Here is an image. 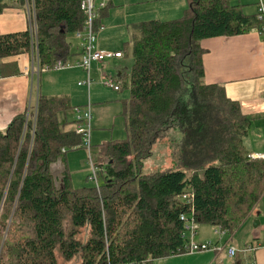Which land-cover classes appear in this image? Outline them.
<instances>
[{
    "label": "trees",
    "instance_id": "16d2710c",
    "mask_svg": "<svg viewBox=\"0 0 264 264\" xmlns=\"http://www.w3.org/2000/svg\"><path fill=\"white\" fill-rule=\"evenodd\" d=\"M81 2L34 0L41 69L71 56L68 35L86 22ZM7 5L0 0V12ZM112 5L99 10L97 28ZM261 25L241 0H187L176 19L134 24L124 48L133 65L118 78L130 90L128 136L99 146V187H74L67 166L57 185L52 164L87 145L67 117L77 107L71 99L39 92L31 111L0 130V264L75 256L81 264H153L185 250L182 214L234 234L264 195V159L246 145L252 117L222 84L205 81L202 41ZM31 51L30 29L0 35V60ZM158 143L169 148L171 166L146 171Z\"/></svg>",
    "mask_w": 264,
    "mask_h": 264
},
{
    "label": "crops",
    "instance_id": "0c3cea01",
    "mask_svg": "<svg viewBox=\"0 0 264 264\" xmlns=\"http://www.w3.org/2000/svg\"><path fill=\"white\" fill-rule=\"evenodd\" d=\"M151 1L153 0H113V5L101 18L100 24L104 25V28L97 33V43L98 48L120 51L123 56L93 62L90 69V85L79 84L88 78L89 73L79 64H75L81 60L83 52L82 39L77 34L76 44L70 41L72 54L67 59L74 65L55 70L57 73L54 76L47 74V71L51 70L37 74L31 52L1 59L0 130H5L16 115L37 104V77L41 83L40 93L51 96L49 91L54 90L51 85H55L64 93L59 96L69 97L74 106L81 107L85 104L83 108H86L90 104L91 119L96 118L99 121L106 106H119L121 101L124 112L128 98L120 96L123 86L118 78L129 74L133 65L132 56L124 50L125 44L131 40L132 26L151 19H176L187 7L184 0H167L170 4L165 5L162 10L164 17L158 10L144 9ZM258 1L241 0V3L244 4L247 14L254 15L258 12ZM151 3L149 6H152ZM132 5H138L139 8L130 9ZM28 27L29 14L24 4L19 0L8 1L6 8L0 12V35L25 31ZM202 46L206 49L203 56L205 81L222 84L227 94L240 102L244 113L252 117V127L246 145L252 152L264 151V33L256 28L244 34L207 38L202 41ZM105 76L114 77L120 88L115 89L103 84L102 78ZM67 159V156L60 158L52 166L61 163L65 169L68 167ZM202 226L203 229L199 224L195 240L214 241L222 245V249L171 254L154 260L153 264H264V247L254 251L245 250L248 244L264 239V195L234 234H224L221 237L216 233V226ZM229 245L238 249L234 258L228 257Z\"/></svg>",
    "mask_w": 264,
    "mask_h": 264
},
{
    "label": "built area",
    "instance_id": "2783aa9c",
    "mask_svg": "<svg viewBox=\"0 0 264 264\" xmlns=\"http://www.w3.org/2000/svg\"><path fill=\"white\" fill-rule=\"evenodd\" d=\"M7 1H16V0H7ZM109 0H82L81 7L85 12L86 15V22L84 25V28L82 31L77 32V36L82 39V57L79 62H76L75 64H79L84 69L88 71V78L85 81L79 82V84H91V77H90V69L91 65L95 61H104L109 58H118L122 57L123 53L120 51H111V50H104L97 47V33L100 29L104 28V25L100 24L99 27H96L95 20L99 16V10L106 7ZM24 6L28 11L29 14V27L31 34H32V55L34 62L36 63V71L37 74L41 71H47L50 70L49 67L46 68H40L39 65V52H38V39H37V23H36V17H35V7H34V0H25ZM258 19L262 22V28L261 31L264 33V0L258 1ZM74 63L71 61L65 60V59H59L56 64L54 65V70H60L66 67L73 66ZM104 83L108 86H112L115 89H119L120 86L115 83L114 77L112 76H105L104 77ZM32 107L28 109V112L31 111ZM82 108L76 107L75 113H76V122H77V132L83 134L84 142L87 145V148L89 149L91 153V108L90 104L84 109V111L81 110ZM252 158L257 159H264V151L261 152H252L250 154ZM91 165H92V172L89 175L90 180H92L96 185L99 187V169L94 165L92 159H91ZM194 194L192 192H186L182 195V199L186 200L188 203H191L193 201ZM181 220L184 221V235L188 238V241L185 245V250H181L179 248L177 252L174 254H180V253H195V252H201L206 250H220L222 249V245L214 242V241H205V242H199L195 240V236L198 234V227L199 224L195 220L194 216L182 214ZM216 233L219 236H223L224 234H227L224 230L221 229V227L216 226ZM186 231L189 233V235L186 234ZM264 247V239L258 240L255 243H250L246 247V251H254L256 249H260ZM237 247L233 245L227 246V254L229 258H234L237 254Z\"/></svg>",
    "mask_w": 264,
    "mask_h": 264
},
{
    "label": "rangeland",
    "instance_id": "374dc122",
    "mask_svg": "<svg viewBox=\"0 0 264 264\" xmlns=\"http://www.w3.org/2000/svg\"><path fill=\"white\" fill-rule=\"evenodd\" d=\"M187 6V0H184ZM152 2V3H151ZM149 3L152 4V6H149V3L144 8L146 10H158L160 14L163 13V8L165 5L170 4L169 1L165 0H153ZM144 7V6H141ZM138 5H132L130 9H138ZM186 9V8H185ZM165 17V15H163ZM182 16L178 15V17ZM176 17V18H178ZM175 19V18H174ZM171 20V19H170ZM75 34H69L68 40L72 41L74 45L76 44ZM98 47V43H97ZM131 59V58H130ZM48 72V73H47ZM42 71L41 73H47L48 75L54 76L56 75L57 71L51 70V71ZM102 83H104V78H102ZM40 78L37 77L36 80V92L39 90L41 91L40 87ZM106 85V84H105ZM108 86V85H106ZM43 87H44V78H43ZM52 88H54L53 91H49L51 96L53 95H62L64 94L63 91L60 89H57L55 85H51ZM112 87V86H109ZM45 90L43 89V92ZM123 95L122 98H129L130 97V90L128 88H123V91L121 92ZM121 98V97H120ZM85 105V104H84ZM84 105H81V110L84 111L85 108ZM33 109V108H32ZM67 117L70 121L76 120V113L75 109L70 110L67 112ZM95 118V117H94ZM99 121L95 119H91V135H92V156L89 151V149L85 146L81 148H74L69 149L65 156H67L68 160V168L71 173L72 183L74 187H82V186H90L95 185V183L88 179L87 176H89L92 172V165H91V158L92 160L97 164V162L100 160L98 156V149L99 146L103 143L109 142L113 139H123L128 136L127 128H126V119L123 115V102L119 104V106H115L114 104H110L105 107V109L101 113V119H98ZM72 126H77L76 124H71ZM96 135V137H95ZM171 166V156L169 152V148L164 143H158L154 146L153 154L151 157L147 158L145 160V166L144 169L146 171L149 170H155L160 167H170ZM52 172L54 176L57 179V185L60 186L62 182L63 172L64 168L61 163H56L52 166ZM103 178L100 176L99 181L102 184ZM203 224H200V227L202 228ZM203 229V228H202ZM87 231H83L84 235ZM186 234L189 235V233L186 231ZM198 237V236H197ZM64 264H81V257L75 256L72 260L64 263Z\"/></svg>",
    "mask_w": 264,
    "mask_h": 264
},
{
    "label": "bare ground",
    "instance_id": "6f19581e",
    "mask_svg": "<svg viewBox=\"0 0 264 264\" xmlns=\"http://www.w3.org/2000/svg\"><path fill=\"white\" fill-rule=\"evenodd\" d=\"M262 26V25H261ZM258 29V28H257ZM260 30V29H259Z\"/></svg>",
    "mask_w": 264,
    "mask_h": 264
}]
</instances>
